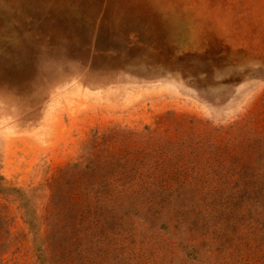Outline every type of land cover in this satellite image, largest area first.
Segmentation results:
<instances>
[{
    "label": "rangeland",
    "instance_id": "obj_1",
    "mask_svg": "<svg viewBox=\"0 0 264 264\" xmlns=\"http://www.w3.org/2000/svg\"><path fill=\"white\" fill-rule=\"evenodd\" d=\"M0 264H264V0H0Z\"/></svg>",
    "mask_w": 264,
    "mask_h": 264
}]
</instances>
